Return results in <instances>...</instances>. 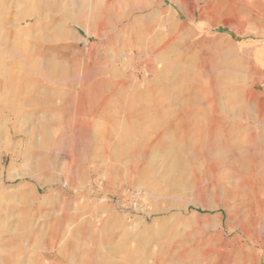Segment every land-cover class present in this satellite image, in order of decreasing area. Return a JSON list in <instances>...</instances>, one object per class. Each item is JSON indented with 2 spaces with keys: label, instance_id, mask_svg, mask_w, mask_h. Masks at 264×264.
<instances>
[{
  "label": "rangeland",
  "instance_id": "rangeland-1",
  "mask_svg": "<svg viewBox=\"0 0 264 264\" xmlns=\"http://www.w3.org/2000/svg\"><path fill=\"white\" fill-rule=\"evenodd\" d=\"M255 170L264 0H0V264H264Z\"/></svg>",
  "mask_w": 264,
  "mask_h": 264
},
{
  "label": "bare ground",
  "instance_id": "bare-ground-1",
  "mask_svg": "<svg viewBox=\"0 0 264 264\" xmlns=\"http://www.w3.org/2000/svg\"><path fill=\"white\" fill-rule=\"evenodd\" d=\"M151 5L159 6V3L151 2ZM251 176L254 177V179L244 184V189L247 192L246 197L241 199L239 198V201L234 205V209L232 208L234 216V226L232 230L240 231L242 232V234H245L250 240L256 241L254 238L251 237L250 233L252 230H254V228L260 223L261 219L263 218L261 211L264 206V193H262L264 178L258 177L259 173L256 170L252 172ZM238 196L240 195L238 194L237 197ZM229 219L232 218L229 217ZM223 224V221L220 220L219 226L221 229H223ZM254 233L255 231L253 232V234Z\"/></svg>",
  "mask_w": 264,
  "mask_h": 264
}]
</instances>
